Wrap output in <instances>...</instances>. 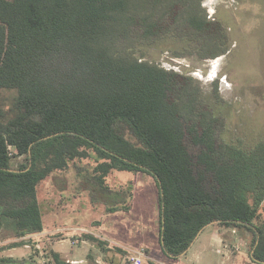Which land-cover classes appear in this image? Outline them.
Returning <instances> with one entry per match:
<instances>
[{"label": "trees", "instance_id": "16d2710c", "mask_svg": "<svg viewBox=\"0 0 264 264\" xmlns=\"http://www.w3.org/2000/svg\"><path fill=\"white\" fill-rule=\"evenodd\" d=\"M202 1L0 0V225L9 220L18 237L42 233L38 184L94 156L102 190L112 170L153 176L168 258L215 222L247 231L250 259L264 264V140L220 146L217 118L194 112L191 77L123 49L172 38L201 58L223 54L227 25L208 18ZM12 90L5 107L1 92ZM13 156L24 161L13 167Z\"/></svg>", "mask_w": 264, "mask_h": 264}, {"label": "rangeland", "instance_id": "374dc122", "mask_svg": "<svg viewBox=\"0 0 264 264\" xmlns=\"http://www.w3.org/2000/svg\"><path fill=\"white\" fill-rule=\"evenodd\" d=\"M202 6L208 18H221L227 25L230 42L223 54L201 58L194 48L183 51V44L172 38L149 42L135 39L123 49L128 48L142 60L191 77L197 88L194 112L208 111L217 118V143L222 147L249 148L264 140V0H203ZM176 51L184 53L175 55ZM14 94V90L2 91L1 103L8 106ZM188 146L197 154L199 147L190 142ZM23 161L24 157L13 156L11 166L17 167ZM95 165L94 156L75 159L66 170L53 172L38 184L42 233L18 237L10 221L1 220L0 264H53L54 250L80 260L81 232L85 233L81 226L91 227L94 222H101L108 229L114 216L109 214L113 212L110 209L116 204L125 205L127 191L134 197L127 203L133 205L134 218L139 219L135 223L145 226L142 240L150 238L154 244L159 206L153 176L141 171L112 170L106 177L107 188L102 190L93 181ZM259 211L264 217V202ZM237 232L234 244L239 250L235 253L238 257L244 255L246 260L239 258L235 264H257L247 258L246 246L240 240L246 235L245 230ZM135 234L141 233L136 230ZM247 245L249 251V238ZM196 247L182 257L183 264H195L192 253ZM221 259V256L215 258L218 264Z\"/></svg>", "mask_w": 264, "mask_h": 264}, {"label": "crops", "instance_id": "0c3cea01", "mask_svg": "<svg viewBox=\"0 0 264 264\" xmlns=\"http://www.w3.org/2000/svg\"><path fill=\"white\" fill-rule=\"evenodd\" d=\"M133 199V195L127 191L125 195V205L117 206L116 204V208L113 212L109 213L114 214V216L113 221H110L108 229L101 225V222H94L91 227L81 226V229H84L85 233L81 232L80 260L71 259L70 254L54 251L60 253L70 264H89L90 257L95 264H126L131 254L141 256L142 264H174L176 261L177 264H183V262H181L182 257H186L195 246L197 247L192 253V261L195 264H218L215 258H219V256L222 257L219 264H227L229 262L235 264L239 258L245 259L244 255L243 257H238L235 253L237 249L234 242L236 241L238 228H226L215 222L203 228L185 254L175 260L168 258L163 254L158 245L159 216L157 221L158 224L153 231L154 244L151 243L150 238L148 240H142L144 234H146V232H144L145 226L143 223H135V221L139 219L134 218L135 211L133 205L127 203V200L131 201ZM137 226H139V229ZM136 230L141 234H135ZM207 230L208 234L205 235V231L207 232ZM245 232L246 235L240 240H243L246 246L247 258L251 262L249 251H247L248 238L250 240V237L249 233L247 231ZM86 234L99 239L103 244L86 238ZM156 243H158L157 247ZM85 247L88 249L86 250ZM71 252H73V250Z\"/></svg>", "mask_w": 264, "mask_h": 264}, {"label": "built area", "instance_id": "2783aa9c", "mask_svg": "<svg viewBox=\"0 0 264 264\" xmlns=\"http://www.w3.org/2000/svg\"><path fill=\"white\" fill-rule=\"evenodd\" d=\"M238 250V248L236 247ZM128 261L130 264H142V258L139 255L131 254L128 257Z\"/></svg>", "mask_w": 264, "mask_h": 264}]
</instances>
